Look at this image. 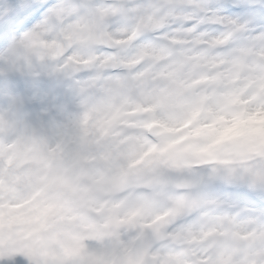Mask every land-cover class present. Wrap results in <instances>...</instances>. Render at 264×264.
<instances>
[{
  "label": "clouds",
  "instance_id": "1",
  "mask_svg": "<svg viewBox=\"0 0 264 264\" xmlns=\"http://www.w3.org/2000/svg\"><path fill=\"white\" fill-rule=\"evenodd\" d=\"M0 0V264H264V0Z\"/></svg>",
  "mask_w": 264,
  "mask_h": 264
},
{
  "label": "snow or ice",
  "instance_id": "2",
  "mask_svg": "<svg viewBox=\"0 0 264 264\" xmlns=\"http://www.w3.org/2000/svg\"><path fill=\"white\" fill-rule=\"evenodd\" d=\"M39 5L38 4H28L26 2H22L19 4L16 15L23 18H30L33 14L38 13Z\"/></svg>",
  "mask_w": 264,
  "mask_h": 264
}]
</instances>
